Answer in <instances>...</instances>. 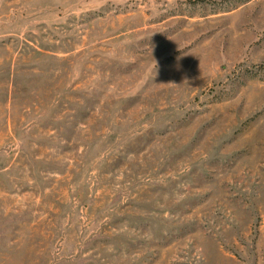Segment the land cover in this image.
Listing matches in <instances>:
<instances>
[{"label": "rangeland", "instance_id": "rangeland-1", "mask_svg": "<svg viewBox=\"0 0 264 264\" xmlns=\"http://www.w3.org/2000/svg\"><path fill=\"white\" fill-rule=\"evenodd\" d=\"M0 264H264V0H0Z\"/></svg>", "mask_w": 264, "mask_h": 264}]
</instances>
